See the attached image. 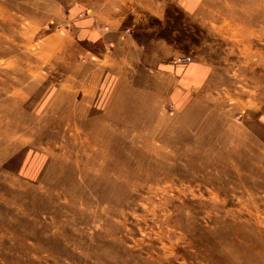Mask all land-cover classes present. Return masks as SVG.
<instances>
[{"label":"rangeland","instance_id":"374dc122","mask_svg":"<svg viewBox=\"0 0 264 264\" xmlns=\"http://www.w3.org/2000/svg\"><path fill=\"white\" fill-rule=\"evenodd\" d=\"M0 13V264H264V0Z\"/></svg>","mask_w":264,"mask_h":264},{"label":"bare ground","instance_id":"6f19581e","mask_svg":"<svg viewBox=\"0 0 264 264\" xmlns=\"http://www.w3.org/2000/svg\"><path fill=\"white\" fill-rule=\"evenodd\" d=\"M56 38H53L52 37V38L49 39L48 44L50 45V47H54L58 43V40ZM30 88L32 89L33 86L31 85ZM3 107H5V102H0V108H3ZM51 108H52L53 111H54V109L56 110L58 108V104L57 103H54L53 105H51ZM5 109H6V107H5ZM64 109L68 110L69 108L66 105L64 107ZM259 223H261V220H259ZM226 251L232 256L233 261H234V264H248L247 257H246V253L245 252L235 251L233 247H230V248L226 249Z\"/></svg>","mask_w":264,"mask_h":264},{"label":"built area","instance_id":"2783aa9c","mask_svg":"<svg viewBox=\"0 0 264 264\" xmlns=\"http://www.w3.org/2000/svg\"><path fill=\"white\" fill-rule=\"evenodd\" d=\"M192 55L188 54V55H177L175 56V62L176 63H188L190 61H192Z\"/></svg>","mask_w":264,"mask_h":264},{"label":"crops","instance_id":"0c3cea01","mask_svg":"<svg viewBox=\"0 0 264 264\" xmlns=\"http://www.w3.org/2000/svg\"><path fill=\"white\" fill-rule=\"evenodd\" d=\"M92 20V19H91ZM91 20H89V22L88 23H91Z\"/></svg>","mask_w":264,"mask_h":264}]
</instances>
